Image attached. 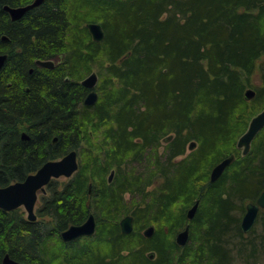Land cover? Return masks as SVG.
Returning <instances> with one entry per match:
<instances>
[{
  "label": "trees",
  "instance_id": "trees-1",
  "mask_svg": "<svg viewBox=\"0 0 264 264\" xmlns=\"http://www.w3.org/2000/svg\"><path fill=\"white\" fill-rule=\"evenodd\" d=\"M31 1L0 0V186L71 149L78 167L49 180L35 220L0 208V264L5 253L20 264H258L264 208L261 235L258 217L246 233L239 223L264 189V126L246 154L236 141L264 107V0H43L18 20L3 9ZM87 22L101 24V41ZM94 66L98 96L85 105ZM89 213L95 232L63 241ZM185 225L180 246L173 234Z\"/></svg>",
  "mask_w": 264,
  "mask_h": 264
},
{
  "label": "water",
  "instance_id": "water-1",
  "mask_svg": "<svg viewBox=\"0 0 264 264\" xmlns=\"http://www.w3.org/2000/svg\"><path fill=\"white\" fill-rule=\"evenodd\" d=\"M43 0H32L25 5L8 6L4 5V9L8 12L11 20L20 19L27 10L34 8L42 3ZM86 27L94 41H101L104 38V31L100 23L98 22H87ZM2 39H6L2 36ZM6 58L5 53H0V69L3 66ZM36 63L41 66L53 67L54 60L37 59ZM98 76L95 71L89 73L86 77L81 80V83L89 88V91L83 98L85 105H92L97 99V92L94 87L96 85ZM255 95L253 88H246L244 90V97L251 99ZM264 126V107L253 115L245 129V131L237 138L236 146L241 149L242 154H246L249 149L252 140ZM22 139H28V135L25 132L21 133ZM52 141H56V137ZM195 146L194 141H190L188 149H192ZM234 160V154H229L215 163L209 171V182L217 180L224 170ZM77 152L75 149L69 150L60 158L49 159L41 164V166L32 173L25 176L24 179L19 181L11 182L7 185L0 186V208L3 210H12L17 207H23L26 212V218L29 221H33L36 218L34 207L37 199L38 190L44 191V186L49 182L51 178L59 176L70 177L77 169ZM114 170H110L108 175V182L113 178ZM91 184L88 185V192L90 191ZM199 200L196 199L190 207L186 210L187 219H192L196 209L198 207ZM260 208H264V189L258 194L254 202H247L245 204V211L240 219V229L242 232H248L256 220L258 211ZM96 220L92 213H89L84 221L78 224H71L60 232V237L63 241H70L80 236H89L95 232ZM119 227L123 233H129L132 230V216L130 214L124 215L119 220ZM154 232V226L148 225L142 233L145 237H150ZM189 228L185 225L179 230L174 237L176 244L182 246L188 240ZM153 254L150 253L149 257ZM2 264H20L18 261L11 258L7 253L1 258Z\"/></svg>",
  "mask_w": 264,
  "mask_h": 264
},
{
  "label": "rangeland",
  "instance_id": "rangeland-1",
  "mask_svg": "<svg viewBox=\"0 0 264 264\" xmlns=\"http://www.w3.org/2000/svg\"><path fill=\"white\" fill-rule=\"evenodd\" d=\"M60 57H56L55 59H53V60H55V61H57L58 59H59ZM97 69H96V67L94 66L93 67V71H96ZM87 75V74H86ZM85 75V76H86ZM84 76V77H85ZM162 149V147H160L159 148V150H161ZM240 149V148H239ZM241 150V149H240ZM186 151L188 152V151H190L189 149H188V147L186 148ZM76 152H77V150H76ZM180 156H177V158H179ZM77 160H78V155H77ZM211 169V168H210ZM210 171V170H209ZM209 174V173H208ZM108 175H109V173H108ZM107 175V176H108ZM67 177H65V176H59V177H56V179H58L59 181H62V180H65ZM45 189V188H44ZM42 190H38V192H37V196H38V194L41 192ZM43 192V191H42ZM37 202H38V198L36 199V202H35V205L37 204ZM21 208L23 209V207L21 206ZM23 211H24V209H23ZM24 215L26 216V212L24 211ZM259 215V214H258ZM258 215H257V217H258ZM242 216V215H241ZM257 217H256V220H257ZM256 220H255V223H254V227H255V225H256ZM261 220H262V218L261 217H258V221H259V224H257V226H256V229H255V232H254V234H257V233H259L260 235H261ZM153 226H155L154 224H152ZM177 232V231H176ZM175 232V233H176ZM175 233L173 234V237L175 236ZM262 255L261 256H259L258 258H257V263L258 264H264V248H263V251H262V253H261ZM234 262L235 263H239V261L238 260H234Z\"/></svg>",
  "mask_w": 264,
  "mask_h": 264
},
{
  "label": "bare ground",
  "instance_id": "bare-ground-1",
  "mask_svg": "<svg viewBox=\"0 0 264 264\" xmlns=\"http://www.w3.org/2000/svg\"><path fill=\"white\" fill-rule=\"evenodd\" d=\"M4 5H8V4H4ZM4 5H3V9H4ZM9 6V5H8ZM5 10V9H4ZM6 11V10H5ZM7 12V11H6ZM8 13V12H7ZM9 15V14H8ZM10 17V16H9ZM11 19V18H10ZM6 37V36H5ZM96 91V90H95ZM97 92V91H96ZM97 96H98V93H97ZM54 137H56V136H54ZM53 137V138H54ZM53 140V139H52ZM54 142V141H53ZM208 180H209V174H208ZM199 200V199H198ZM199 204V203H198Z\"/></svg>",
  "mask_w": 264,
  "mask_h": 264
},
{
  "label": "flooded vegetation",
  "instance_id": "flooded-vegetation-1",
  "mask_svg": "<svg viewBox=\"0 0 264 264\" xmlns=\"http://www.w3.org/2000/svg\"><path fill=\"white\" fill-rule=\"evenodd\" d=\"M55 61V60H54Z\"/></svg>",
  "mask_w": 264,
  "mask_h": 264
}]
</instances>
